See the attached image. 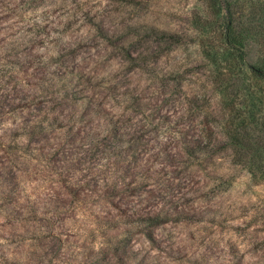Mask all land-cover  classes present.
<instances>
[{"label": "clouds", "instance_id": "9594fccd", "mask_svg": "<svg viewBox=\"0 0 264 264\" xmlns=\"http://www.w3.org/2000/svg\"><path fill=\"white\" fill-rule=\"evenodd\" d=\"M194 9L211 21L199 0H0V264H264V171L229 132L264 96V31L245 12L219 82ZM152 31L180 43L133 49ZM247 132L264 144V108Z\"/></svg>", "mask_w": 264, "mask_h": 264}, {"label": "rangeland", "instance_id": "374dc122", "mask_svg": "<svg viewBox=\"0 0 264 264\" xmlns=\"http://www.w3.org/2000/svg\"><path fill=\"white\" fill-rule=\"evenodd\" d=\"M211 0H199L200 4V10L204 11L206 15H209L211 17L210 22L203 23L201 22L200 16L198 15L197 11L193 10V17L192 22L194 25H199L203 27L205 30H210L212 33L215 34L214 36V43L217 45L216 51H213L210 48H205L203 55L210 60L211 62L215 63L217 65V76L216 79L219 82H223V75L219 71L220 69V59L216 55V52H218L219 47L225 45L224 41V28L222 27L221 19H217V16H215L208 8ZM239 7L236 8V16L243 17L245 15V12H247L248 20L250 19L253 21V30L255 32L259 29L261 31H264V0H238ZM154 38V41L157 43L164 42L165 48H170L173 44L180 43V38L176 36H168L165 34H158L155 31H152L150 33H146L143 37H141L140 40L136 42L135 45H133V49H138L139 47H142L145 42L148 40H152ZM165 49L162 48L161 51H164ZM131 55V52H129ZM228 57L225 56L224 59H227ZM259 68L263 69L264 65H258V66H251V71L255 77H257L260 80H264V77L259 76L258 74H255V69ZM229 88L232 87L231 84L228 85ZM228 107H231V101L227 105ZM264 108V96H256L253 93H249V106H248V117L247 119L242 118V113L240 111H234L232 114L231 121L229 123V132L232 134L238 136V138H242L240 141V144L237 145L240 147L241 151L239 153L238 159L243 156H247L249 153L252 154L251 157V163L254 168L260 171H264V144L259 145H252L248 142V138L242 137L239 133L242 132L241 128L244 126L246 127V130L248 128V123L250 121H255L256 119V113L259 109ZM243 126V127H242ZM224 145H220V148L222 149Z\"/></svg>", "mask_w": 264, "mask_h": 264}, {"label": "trees", "instance_id": "16d2710c", "mask_svg": "<svg viewBox=\"0 0 264 264\" xmlns=\"http://www.w3.org/2000/svg\"><path fill=\"white\" fill-rule=\"evenodd\" d=\"M238 0H211L208 6L209 10L217 16V19H221V25L224 28V41L225 44L232 48L238 55H243L240 51L242 47V34H241V27H242V17L236 16V8L239 7ZM264 18V15L263 17ZM253 21L250 19L248 20L247 26L244 28V31L247 32L249 35H254L255 30H253ZM129 58L131 55L128 53ZM255 74H258L261 77H264V68H254ZM243 127V126H242ZM247 126L241 128L242 132L239 134L244 138H248V132L246 130ZM230 139L233 144L237 145L240 144L242 138H238V136L232 134L230 132Z\"/></svg>", "mask_w": 264, "mask_h": 264}]
</instances>
